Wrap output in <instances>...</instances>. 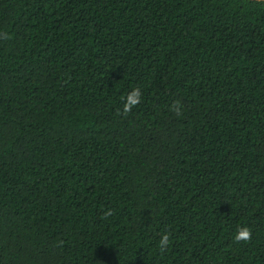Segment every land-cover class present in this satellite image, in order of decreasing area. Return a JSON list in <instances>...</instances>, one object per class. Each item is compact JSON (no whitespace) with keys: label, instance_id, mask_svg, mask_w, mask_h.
Masks as SVG:
<instances>
[{"label":"trees","instance_id":"1","mask_svg":"<svg viewBox=\"0 0 264 264\" xmlns=\"http://www.w3.org/2000/svg\"><path fill=\"white\" fill-rule=\"evenodd\" d=\"M0 264H264V1L0 0Z\"/></svg>","mask_w":264,"mask_h":264},{"label":"clouds","instance_id":"2","mask_svg":"<svg viewBox=\"0 0 264 264\" xmlns=\"http://www.w3.org/2000/svg\"><path fill=\"white\" fill-rule=\"evenodd\" d=\"M143 99L142 91L139 87L134 88L128 95L124 98V105L121 114L127 115L131 113L134 107H137ZM173 112L176 113L177 116H181L183 114L182 104L180 101H175L172 105ZM113 214V210L109 209L104 213L105 218L111 216ZM234 239L236 242H250L252 239V230L247 226L239 227L235 233ZM171 243V233L165 232L161 234L158 247L161 253H164L168 250L169 245Z\"/></svg>","mask_w":264,"mask_h":264},{"label":"water","instance_id":"3","mask_svg":"<svg viewBox=\"0 0 264 264\" xmlns=\"http://www.w3.org/2000/svg\"><path fill=\"white\" fill-rule=\"evenodd\" d=\"M257 1H264V0H257Z\"/></svg>","mask_w":264,"mask_h":264}]
</instances>
